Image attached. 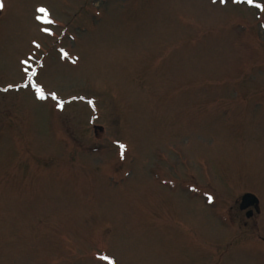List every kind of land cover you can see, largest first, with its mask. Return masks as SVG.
Masks as SVG:
<instances>
[{
  "label": "rangeland",
  "instance_id": "rangeland-1",
  "mask_svg": "<svg viewBox=\"0 0 264 264\" xmlns=\"http://www.w3.org/2000/svg\"><path fill=\"white\" fill-rule=\"evenodd\" d=\"M248 4L0 0V264H264L263 240L232 238L244 191L264 237Z\"/></svg>",
  "mask_w": 264,
  "mask_h": 264
},
{
  "label": "flooded vegetation",
  "instance_id": "flooded-vegetation-1",
  "mask_svg": "<svg viewBox=\"0 0 264 264\" xmlns=\"http://www.w3.org/2000/svg\"><path fill=\"white\" fill-rule=\"evenodd\" d=\"M256 96H261L263 99L264 93ZM235 211L232 212V218L235 224L237 225L238 234L235 237L237 240L244 239L247 235H252L253 233H256V228L258 225V218L261 215V208L260 204H258V207L256 205L247 207L245 209L240 208V197L235 201ZM239 228H245L239 229Z\"/></svg>",
  "mask_w": 264,
  "mask_h": 264
},
{
  "label": "snow or ice",
  "instance_id": "snow-or-ice-1",
  "mask_svg": "<svg viewBox=\"0 0 264 264\" xmlns=\"http://www.w3.org/2000/svg\"><path fill=\"white\" fill-rule=\"evenodd\" d=\"M248 3L249 4L255 3V0H248ZM255 6L257 8H260V9L264 10V4L255 3ZM0 7H2V5H0ZM38 11H40L41 13H44V12H46V9L40 8V9H38ZM45 31H47V29H45ZM37 91H38V94L41 96V98H43V91H42V89L37 88ZM52 96L55 99V93H53ZM121 147H123V145H121ZM105 259H107V258L105 257Z\"/></svg>",
  "mask_w": 264,
  "mask_h": 264
},
{
  "label": "water",
  "instance_id": "water-1",
  "mask_svg": "<svg viewBox=\"0 0 264 264\" xmlns=\"http://www.w3.org/2000/svg\"><path fill=\"white\" fill-rule=\"evenodd\" d=\"M253 201H256V198L252 194L246 193L242 197L241 207L244 206L245 204L248 205V204L252 203Z\"/></svg>",
  "mask_w": 264,
  "mask_h": 264
}]
</instances>
